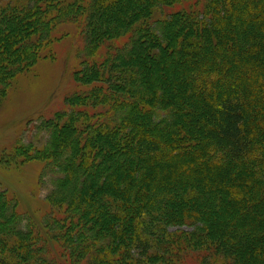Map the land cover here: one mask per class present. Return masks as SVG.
Listing matches in <instances>:
<instances>
[{
    "label": "trees",
    "instance_id": "16d2710c",
    "mask_svg": "<svg viewBox=\"0 0 264 264\" xmlns=\"http://www.w3.org/2000/svg\"><path fill=\"white\" fill-rule=\"evenodd\" d=\"M186 1L0 4V106L58 26L84 38V90L41 122L43 145L12 150L53 174L46 237L0 190V264H57L48 241L70 264H264V0L152 22Z\"/></svg>",
    "mask_w": 264,
    "mask_h": 264
},
{
    "label": "rangeland",
    "instance_id": "374dc122",
    "mask_svg": "<svg viewBox=\"0 0 264 264\" xmlns=\"http://www.w3.org/2000/svg\"><path fill=\"white\" fill-rule=\"evenodd\" d=\"M7 1L0 0V4L3 5ZM65 1L71 3L74 0ZM86 1L81 0L82 4ZM195 1L197 0H188L171 7H160L156 9L151 20L155 22L167 19L176 11L191 8L196 4ZM151 27L155 28V24L152 23ZM81 31V28L75 24L58 26L51 36V45L42 51L38 63L30 72L15 79L14 85L6 94L4 104L0 106V190L5 191L6 197L16 203L15 209L20 218H30L44 237L46 230L43 221L50 214L52 215L53 210L47 200L53 188V174L40 161L23 163L21 158L13 156L12 150L17 143H19L17 146L22 145V147L28 144L37 147L43 145L47 135L41 128V122L50 118L55 112L64 110L65 100L75 91L84 90H80L83 87L75 80L76 72L84 64L82 55L84 38ZM126 41L127 38L120 39L115 47L120 48L126 44ZM105 52L106 50H101V56L96 60H102ZM154 64V62L150 64L151 70ZM168 69L170 78L173 71ZM161 74L160 76H163V73ZM243 74L244 72L236 74L234 80L227 77L228 84L231 86V80L234 83L236 80L238 82ZM157 166L161 167L162 172L164 171L163 166L160 164ZM193 169L194 166H190V170ZM213 182H216L215 179ZM24 224L25 220L22 221V225ZM48 244L50 254L57 264H70L62 258L58 246L50 241ZM198 263V259H194L193 256L178 262V264Z\"/></svg>",
    "mask_w": 264,
    "mask_h": 264
}]
</instances>
